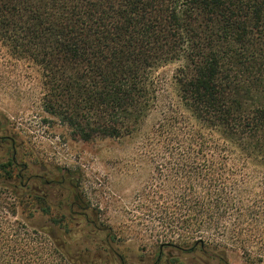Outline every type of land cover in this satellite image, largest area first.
<instances>
[{
  "label": "trees",
  "instance_id": "1",
  "mask_svg": "<svg viewBox=\"0 0 264 264\" xmlns=\"http://www.w3.org/2000/svg\"><path fill=\"white\" fill-rule=\"evenodd\" d=\"M170 63L161 90L154 75ZM20 64L38 72L43 112L80 140L130 137L159 112L137 194L156 239L150 264H170L164 248L264 264V0H0V86L19 85ZM1 151L0 264H125L110 232L71 210L85 208L78 175H29ZM56 196H72L74 226H34L27 210ZM95 235L106 248L75 247Z\"/></svg>",
  "mask_w": 264,
  "mask_h": 264
},
{
  "label": "rangeland",
  "instance_id": "2",
  "mask_svg": "<svg viewBox=\"0 0 264 264\" xmlns=\"http://www.w3.org/2000/svg\"><path fill=\"white\" fill-rule=\"evenodd\" d=\"M177 63L167 64L155 72V80L161 90L172 86V74ZM18 86H0V152L13 151L31 174L51 175L61 168L78 175V192L85 208L71 207L75 215L86 214L93 224H99L110 232L109 245L116 250L125 264H150L155 260V237L141 226L139 198L141 189L148 190L152 165L149 155L141 147L143 135L158 116L152 112L140 131L125 138H95L88 141L74 137L70 129L43 112L40 98L39 76L36 69L20 64L14 69ZM3 153V152H2ZM6 157H4L5 159ZM15 172V171H14ZM15 174V173H14ZM61 198V197H59ZM49 206L47 210L35 209L34 226L43 230L62 231L73 227L66 203L70 199ZM25 214H27L25 212ZM57 219L49 225L48 218ZM94 238V239H92ZM77 248L90 250L106 248L95 235L85 239ZM227 264H245L239 251L225 252ZM205 256L199 252L183 254L164 248L161 262L171 264H204ZM208 264H218L208 259Z\"/></svg>",
  "mask_w": 264,
  "mask_h": 264
}]
</instances>
